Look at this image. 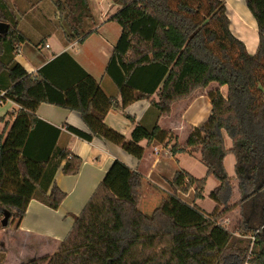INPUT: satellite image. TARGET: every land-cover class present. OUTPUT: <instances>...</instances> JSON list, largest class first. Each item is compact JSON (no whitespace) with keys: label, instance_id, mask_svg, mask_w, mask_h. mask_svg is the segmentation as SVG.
<instances>
[{"label":"trees","instance_id":"16d2710c","mask_svg":"<svg viewBox=\"0 0 264 264\" xmlns=\"http://www.w3.org/2000/svg\"><path fill=\"white\" fill-rule=\"evenodd\" d=\"M115 1L123 8L111 21L121 26L122 35L107 74L119 89L123 108L150 100L160 115H168L175 102L197 89H206L211 83L228 88L227 97L220 90L210 93L212 113L208 120L192 130L184 145L172 147L175 155L199 154L207 175L198 179L181 170L168 182L175 198L194 189L195 198L203 199L212 176L220 185L209 197L218 207L201 222L183 224L162 208L144 213L136 198L118 197L102 182L58 251L52 257L22 264H245L250 252L252 263L264 264V0H245L259 32L254 55L233 34L225 0ZM65 7L69 8L66 17L71 28L79 25L81 16L91 17L87 0L58 2L59 10L66 12ZM14 13L7 0H0V22L10 23L9 31L0 35V95L5 92V98L21 107L18 115L27 114L30 119L31 132L23 156L42 169L33 182L34 199L57 210L67 193L56 184V173L63 162L66 175L78 174L82 165L80 157L57 147L61 129L37 117L43 102L79 112L89 133L71 126L67 129L81 139L112 142L139 161L146 151L142 141L171 142L173 135L158 126L148 129L137 125L130 140L109 128L104 120L115 102L100 86L86 106H67L64 90L51 88L47 70L70 57L61 55L36 78L29 74L14 59L19 45L26 41L16 29ZM86 76L83 72L68 87ZM38 83L45 87L44 100L27 93ZM18 84L22 85L20 93L14 88ZM224 133L232 140L231 149L226 148ZM229 154L236 158L240 191V199L234 204V187L225 167ZM3 160L4 144L0 142V165ZM18 170L21 178H30L22 159ZM5 209L12 213L11 219L25 215L20 207L0 202V215ZM236 209L241 215L236 234L228 233L225 243L218 246L212 231L221 217ZM252 235H256L253 244Z\"/></svg>","mask_w":264,"mask_h":264},{"label":"crops","instance_id":"0c3cea01","mask_svg":"<svg viewBox=\"0 0 264 264\" xmlns=\"http://www.w3.org/2000/svg\"><path fill=\"white\" fill-rule=\"evenodd\" d=\"M14 1L15 4L9 3L17 13L16 29L25 36L26 40L19 45L14 59L29 74L38 77L45 66L61 55L67 54L70 58H65L63 62L47 70L51 88L64 90L62 97L67 106H86L96 88L100 86L115 102V106L109 110L104 120L109 128L130 140L137 125H143L148 129L158 126L172 134L173 139L169 144H167L169 141L162 144L142 141L141 145L146 151L144 158L139 161L112 142L100 138H94L89 142L70 132L67 126L89 133L79 112L47 102L41 103L36 111L37 117L61 129L57 147L67 149L82 159L78 174L66 175L63 172L65 162L56 173L55 182L67 193V197L60 207L54 210L33 198V182L39 179L42 169L36 162L23 156V149L31 132L29 116L18 115L21 107L5 98V92H2L0 105L9 103L12 107L7 116L0 115V142L4 144V160L0 165V202L7 201L20 207L25 211V215L22 219H13L16 223L14 228H10L9 225L7 230L0 229V255H3L0 256L2 259L0 263L5 264L9 259L11 261L9 264H22L31 259L50 255L52 257L70 233L76 217L81 214L102 182L118 197L136 198L139 208L147 214L162 208L165 212L174 215L181 223L193 224L201 222L207 214L212 213L218 207L217 203L211 199L214 202L212 209L202 208L199 204L204 198L196 199L194 189L188 194H180L178 198L172 195L168 182L174 179L178 171L183 170L197 178L191 166L192 155L179 154L189 156L187 159L186 156L182 158L173 153L172 147L176 143L184 145L192 130L208 120L212 113L210 93L220 90L223 96L227 97L228 88L221 87L218 83H211L206 89H197L190 97L175 102L168 115H160L150 100L136 101L123 108L119 89L107 74L108 64L122 35L121 26L111 21V18L123 8L122 5L115 0H102L94 6L93 0H87L91 17L81 16V19H78L79 25L74 26V29L70 27L71 20L66 17L69 8L65 7V13L58 9V2L62 0H50L46 9L51 10V14L41 25L33 22L35 18L31 16L32 11L28 8L30 5H26V0ZM231 1L225 0L231 30L245 43L248 52L254 55L259 47L256 21L254 19L253 22L250 16H246L244 18L247 24L242 23L238 13L232 8ZM20 10L22 14H19ZM242 15L245 16L244 13ZM58 20L60 23L57 22ZM7 24L10 26V23ZM246 28L249 29L248 32ZM48 37L56 39L54 51L52 45L48 43ZM47 50L52 51L49 53ZM83 72L87 74L86 78L69 88L68 86L76 82ZM14 88L18 93L22 92L21 84ZM27 93L35 98L43 100L46 98L43 83L32 86ZM224 138L226 148L231 149L232 140L226 133ZM194 156H199V160L192 159L201 163L200 155ZM20 159L27 164L30 177L28 179L20 176L18 170ZM235 164V156L227 155L225 167L234 187L232 204L240 199ZM219 185V181L218 184L213 183L214 189ZM191 197V203L185 201L186 198ZM184 206L195 209L197 213L189 212L190 210L185 209ZM236 211L239 215L240 210ZM212 237L215 243L216 238L223 242L222 245L226 241V238L216 232L215 228Z\"/></svg>","mask_w":264,"mask_h":264},{"label":"rangeland","instance_id":"374dc122","mask_svg":"<svg viewBox=\"0 0 264 264\" xmlns=\"http://www.w3.org/2000/svg\"><path fill=\"white\" fill-rule=\"evenodd\" d=\"M7 1L10 2V3H12V4H15V1L14 0H7ZM100 1H102V0H93L92 1V4L94 6H97ZM50 2H51L50 0H26L25 1L26 5L27 4L30 5V7H28V8H30V10L32 11L31 16H33L35 18L33 22L38 23V24L41 25L45 21L46 18H49L50 14H51V12H50L51 10L48 11L46 9L47 8L46 6ZM231 5L233 6L232 8L236 11V13H238V16L240 17L242 23L247 24V21L244 18L246 16H250V18H251L250 20H252V21L254 20L252 14L249 12V10H248V8H247L244 0H232L231 1ZM23 6H25V4ZM33 9H34V11H33ZM20 13H21V10H20L19 14ZM242 13H244L245 16H243ZM14 14H16V16H17V13L16 12ZM50 20L52 21V19H50ZM57 22L60 23L59 20ZM64 22L65 21H63L62 24H64ZM253 22H255V21H253ZM246 31L248 32L249 29L246 28ZM255 33H257V30L256 29H255ZM257 35H258V33H257ZM243 36L245 37V35H243ZM248 38H249V36H248ZM47 39H48V43L52 45V47H53L52 50L54 51V49H55V43L54 42L56 41V39L54 37L53 38L48 37ZM51 51L50 50H47V52H49V53ZM11 107H12V105L9 104V103H6L4 105H0V115H2V116L3 115H6L7 116L8 113L10 112ZM179 156L182 157V158H184L186 156L185 157L186 159L189 158L188 155H185V156L184 155H179ZM192 158H196V160H199V156H194V157L192 156ZM192 158H190V160H191V166L193 167V168L192 167L191 168L194 171L193 172L194 173V176H196L197 178L204 177L205 174H206V168L200 162H195L194 161L195 159H192ZM213 183L214 184H218V181L215 178H212L211 177L210 180H209V182H207V184H206L205 194H204L205 195L204 200L201 201V203L199 204L202 208H204L206 210H211L212 209V205L214 204V202L208 196L209 195V192H211L214 189ZM188 193H186V194H188ZM194 197H195V193H194ZM191 199H192V197L191 198H186L185 201L191 203ZM194 208H196L198 210V208L196 206H194ZM185 209L190 210L189 212L197 213L195 209L189 208L188 206H186ZM219 210L221 211L222 210V207H220ZM236 210L233 211L232 213L226 214L223 217H221L218 220V222H217L218 223L217 224L218 226L215 227L216 232H218L220 235H223V237L226 238V239H227L228 233L236 234V228H237V225H238V222H239V217L241 218V215L240 214L238 215V212ZM2 220H3V215H0V229L7 230L8 227H5V228L2 227V224H1ZM15 224L16 223L14 222L13 218H12V221H11V218H10V220H9L10 228L11 227L14 228L15 227ZM225 228L228 229V230H225ZM216 240H217V242H216L217 245H222L223 242H220L218 240V238H216ZM12 248H14V247H12ZM0 256H3V255H0ZM49 257H51V255ZM1 261H2V259H1ZM10 262L11 261H9V259H8L5 264H9Z\"/></svg>","mask_w":264,"mask_h":264},{"label":"water","instance_id":"95a60500","mask_svg":"<svg viewBox=\"0 0 264 264\" xmlns=\"http://www.w3.org/2000/svg\"><path fill=\"white\" fill-rule=\"evenodd\" d=\"M9 27L10 26L7 23L0 22V35L6 34L9 31ZM11 216L12 213L9 210H3V220L1 222L2 227H8Z\"/></svg>","mask_w":264,"mask_h":264},{"label":"built area","instance_id":"2783aa9c","mask_svg":"<svg viewBox=\"0 0 264 264\" xmlns=\"http://www.w3.org/2000/svg\"><path fill=\"white\" fill-rule=\"evenodd\" d=\"M250 239H251V241H252V244L256 241V235H252V236H250ZM251 257H252V254H251V252H250V254H249V257H248V260H247V262L245 263V264H254V263H252L250 260H251Z\"/></svg>","mask_w":264,"mask_h":264}]
</instances>
